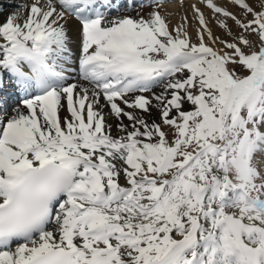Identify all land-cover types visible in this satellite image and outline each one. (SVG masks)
Segmentation results:
<instances>
[{"label":"snow or ice","instance_id":"6c2138e0","mask_svg":"<svg viewBox=\"0 0 264 264\" xmlns=\"http://www.w3.org/2000/svg\"><path fill=\"white\" fill-rule=\"evenodd\" d=\"M13 7L0 264H264V0Z\"/></svg>","mask_w":264,"mask_h":264},{"label":"bare ground","instance_id":"6f19581e","mask_svg":"<svg viewBox=\"0 0 264 264\" xmlns=\"http://www.w3.org/2000/svg\"><path fill=\"white\" fill-rule=\"evenodd\" d=\"M165 1H170V2L174 1L173 4L174 5L176 4L175 0H165ZM182 1H184V0H182ZM182 1H178V2H182ZM24 2H25V0H0V21H3L10 13H12L14 11V10L10 9L11 5H14L17 3H24ZM143 2L147 3L148 0H143ZM188 3L189 4L187 5V7H183L185 4L175 5L177 8L175 6L172 7V9L168 15L175 22V24L180 23L181 18L184 16H187L188 20H189V18H192L193 14H192V10H191L190 6H191V4L196 3V0H192L190 2L188 1ZM170 4L172 5V3H170ZM153 5H155V4H153ZM203 9H206V8H203ZM143 13H146V10H144ZM132 14L135 15V13H132ZM190 23H192V22H190ZM70 27L72 29L73 38L75 40L77 25L75 22H72ZM75 48H76V45L73 44V49L75 50ZM9 91H11V90H9ZM16 99H17V96L15 94H13L10 102L13 103L16 101ZM154 116H155V114H154Z\"/></svg>","mask_w":264,"mask_h":264},{"label":"rangeland","instance_id":"374dc122","mask_svg":"<svg viewBox=\"0 0 264 264\" xmlns=\"http://www.w3.org/2000/svg\"><path fill=\"white\" fill-rule=\"evenodd\" d=\"M177 1V2H176ZM178 1H182V0H175V5H182V4H185L183 7H187V5L189 4L188 3V1L190 2V1H192V0H184V1H182V2H178ZM173 2L174 1H172V2H170V1H163L162 2V4L161 3H159L160 4V7H159V11L161 12V14L162 15H164L168 20H170L171 21V23L173 24V25H175V22L171 19V17H169V12L171 11V9H172V7L173 6H175L174 4H173ZM196 2H197V0H196ZM170 3H172V5L170 4ZM17 4H20V3H17ZM15 5V4H14ZM14 5H11V7H10V9L11 10H14ZM152 7H155V5H153ZM176 7V6H175ZM200 7H202V9H203V5H200ZM177 8V7H176ZM180 8V7H179ZM144 10H146V13L148 12V11H150L151 9L150 8H144V9H142L141 11L143 12ZM204 11H205V13H206V15H208V16H211V13L210 12H208V10L207 9H203ZM193 14V13H192ZM189 22H192V24H195V21L192 19V18H189ZM213 29H214V31H216V32H219L220 30L213 24Z\"/></svg>","mask_w":264,"mask_h":264}]
</instances>
